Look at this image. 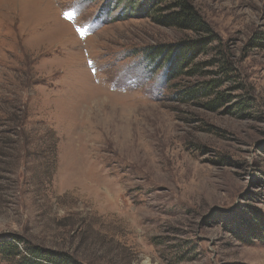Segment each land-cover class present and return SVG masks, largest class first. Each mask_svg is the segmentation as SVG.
Listing matches in <instances>:
<instances>
[{
  "label": "rangeland",
  "instance_id": "374dc122",
  "mask_svg": "<svg viewBox=\"0 0 264 264\" xmlns=\"http://www.w3.org/2000/svg\"><path fill=\"white\" fill-rule=\"evenodd\" d=\"M160 1L0 0V264H264V0Z\"/></svg>",
  "mask_w": 264,
  "mask_h": 264
},
{
  "label": "trees",
  "instance_id": "16d2710c",
  "mask_svg": "<svg viewBox=\"0 0 264 264\" xmlns=\"http://www.w3.org/2000/svg\"><path fill=\"white\" fill-rule=\"evenodd\" d=\"M154 2L158 4L159 0H154ZM173 8H179V11H174L166 19H159L157 21L160 23H164L168 27H179L204 33L211 32L207 24L202 20L201 15L198 14L194 7L188 2H178ZM205 41L206 40L203 39L196 41H183L179 45L169 46L165 48L160 47L158 49L155 48V50L152 51V55L150 57L151 60L155 63L158 62L161 58L166 57L165 61L167 60L166 62H168L169 64L168 71L170 70V75L166 79L171 80L172 78H177L180 74H182V71L179 72L177 70H179L181 67H187L199 54H201V52L209 43V41ZM208 91L209 89L204 88L199 90L197 93H194V91H188L187 94L191 98H197L199 93L203 94V92ZM220 101L229 102L228 97L224 96L220 98ZM213 109H215V107H213ZM10 123L13 124L11 127L14 128H19V126L22 125L20 123V120L10 121ZM17 133L18 131L16 130L10 131V134L16 135ZM13 142L14 141L11 139H9L8 143L5 140V144L7 146L11 145ZM1 152H3L2 149H0V154H2ZM13 241L15 242L17 240H7V238L0 240V254H3L5 256H16L19 254L21 255V252L18 251L17 246ZM18 242L21 243L20 241ZM25 246L27 255L23 256L24 258L22 259V261H20L19 264H76L66 254L46 251L45 249H39L35 246L29 247L30 244L28 243Z\"/></svg>",
  "mask_w": 264,
  "mask_h": 264
},
{
  "label": "snow or ice",
  "instance_id": "6c2138e0",
  "mask_svg": "<svg viewBox=\"0 0 264 264\" xmlns=\"http://www.w3.org/2000/svg\"><path fill=\"white\" fill-rule=\"evenodd\" d=\"M71 13L66 14V18H70Z\"/></svg>",
  "mask_w": 264,
  "mask_h": 264
}]
</instances>
